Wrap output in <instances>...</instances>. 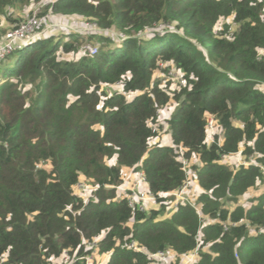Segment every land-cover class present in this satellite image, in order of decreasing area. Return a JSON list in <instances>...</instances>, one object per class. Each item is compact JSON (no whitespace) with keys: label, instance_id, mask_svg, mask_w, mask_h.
<instances>
[{"label":"trees","instance_id":"trees-1","mask_svg":"<svg viewBox=\"0 0 264 264\" xmlns=\"http://www.w3.org/2000/svg\"><path fill=\"white\" fill-rule=\"evenodd\" d=\"M28 1L0 0V15ZM47 10L125 38L84 33L101 44L89 55L74 33L39 36L0 60V264H55L64 253L69 264H97L88 259L93 249L108 253L105 264H150L130 240L149 252L197 249L195 264H264V192L247 208L226 206L263 180L262 169L218 161L242 149L243 161L264 165V0H48ZM229 16L233 29L225 22L217 32ZM158 23L161 31L143 34ZM72 51L79 55L63 56ZM172 65L186 85L169 92L157 71ZM114 83L123 92L108 93ZM170 98L172 145L199 159L191 165L202 189L197 204L215 222L202 225L187 202L159 217L172 199L160 195L185 178L172 145L148 143L149 122ZM206 113L221 126L209 144ZM126 169L144 173L159 208L117 197Z\"/></svg>","mask_w":264,"mask_h":264},{"label":"built area","instance_id":"built-area-1","mask_svg":"<svg viewBox=\"0 0 264 264\" xmlns=\"http://www.w3.org/2000/svg\"><path fill=\"white\" fill-rule=\"evenodd\" d=\"M48 17H49V14H47V13L45 15H43V17H41L36 12H34L29 18L19 20L18 22L14 23L10 29L6 30L4 33H0V60H2L5 57V55L8 54L9 52H11L12 50L20 49L24 45H27L28 43H32L33 41H35L36 38L39 37L38 34H39L40 28H42L44 26L45 21L48 19ZM226 20H227V23L230 25L229 30L233 29L232 28L233 25L231 23L232 16L227 17ZM62 24H66V23H62ZM82 25L83 26L81 29L88 31V33L89 32L90 33L91 32L103 33L105 35L111 36V38L119 39V40H122L125 38V36L123 34H119L116 31H114L112 29H108V28L102 29L100 27H97V25L93 22L83 21ZM163 27L164 26H160V27L153 29V30L150 29L149 31H146L145 33H150L152 31H161L163 29ZM173 28H175V27L169 25V29L171 31H174ZM80 50L84 53L89 54V55H94L98 52V46L91 44L90 42H85L80 46ZM176 68L177 67L172 65L169 68L168 73H167V75L176 76V80H177V84H178V87L173 88L171 91H174L175 89H179L182 86L186 85L185 74H184L183 70L181 69L180 74H176ZM164 85L165 84L163 83V86ZM168 88H169V86H168ZM168 88H167V90H168ZM173 107H174V105L169 106L167 104V105L159 108L157 110V115H156L155 120L153 122H149L151 130L153 132H155V135L151 136L148 139L149 145H154L157 143L160 144V142H158V140H157V137L159 135V131L161 129H163V131H168L167 121L170 118V115L173 111ZM205 121H206V123H205V132H204L203 142L209 144V143H212L213 141H215V134H217L218 132L220 133L221 126L218 123L217 118L214 115L209 114V113H206ZM171 145H172V141H171ZM172 146L175 148L176 160H178L181 163V167L185 173V178H184V181L180 185L179 188L175 189L174 191H172L170 193H165V194L160 195L162 197L169 196V195L172 196V199L168 200L166 202V205H167L166 208H173V207L175 208V206L178 203H186V202L190 203L187 200L186 195H187V192L192 190L193 183L196 181V179H195L196 178V171L191 167V165H192L191 159L187 158L184 155V151L186 149L181 144L172 145ZM241 151H242V149H240L239 151H237L235 153H222L220 155V158L218 159V161L221 163L229 164V162H230L229 160H232L233 156H236V154H237L238 160L236 162H234L235 166L249 165L250 163L257 164L258 166L261 167L262 172H263L262 173L263 178H264V165L258 164L255 161L254 157L252 158V156L248 160L243 161L242 157H241ZM237 156H236V158H237ZM139 182L145 183L144 189L139 188ZM77 186L78 187H87L88 191H90L92 189V187H94L93 185H90L89 183L86 184L84 181H79L77 183ZM118 188H119V186H117V189ZM121 197H125L127 199L129 206H131L132 208L138 207L141 210L152 209V208H150V206H146L145 202L151 201L154 204H157L155 201V197L153 196V194L150 191H148V189L146 187L145 177H144V173L142 171L138 172V180L137 181L130 180V184L128 186H126L124 189H122ZM190 204H192V203H190ZM195 208L199 213V216H200L201 221H202V225L205 224L206 222L217 221V219L206 220V218L201 214L199 206H197V207L195 206ZM242 222H243V219H240L239 221H236V222L226 221L225 223H223V227H224V229H226L229 225H237V224L242 223ZM246 226L251 228L248 223H246ZM262 229L263 228H259V230H262ZM251 231H253L254 233L257 232L256 229L255 230L251 229ZM90 244L93 245L94 242H91ZM126 245L129 248H132L134 250L146 253L147 257L151 261L150 264H175L176 260H177L176 264H181L183 258H186V262L184 264H195V262L198 258L197 249H195L189 253H186V254H178L175 251L168 250V249L163 250V251H157V252H149L147 249H145L143 246H140L134 240H130L129 242H127ZM169 257H176V260L175 261H173V260L169 261ZM70 261L71 260L68 257H65V260H64L65 264H69Z\"/></svg>","mask_w":264,"mask_h":264},{"label":"rangeland","instance_id":"rangeland-1","mask_svg":"<svg viewBox=\"0 0 264 264\" xmlns=\"http://www.w3.org/2000/svg\"><path fill=\"white\" fill-rule=\"evenodd\" d=\"M48 3V0H29L27 3L23 4V5H19L16 6V8H12V7H7L4 11V14L0 15V32H5L6 30H8L11 26H13L14 22H18L19 20L22 19H26L29 18L34 12H36L39 16H41L43 14V12H46L47 14H49L48 19L45 21V24L42 28H40L39 30V34L38 36H52V35H58V38L62 35H64L65 33L71 32L74 33L78 36L79 38V42H81L80 44H83L84 42H90L91 44L97 45L98 47L101 46L100 42H98L97 39V34L96 36L92 37V38H88L85 37L84 33H88V31H85L82 28V20H84L81 16L79 15H60V14H53L51 12H48L49 10L46 11V5ZM69 17V21L64 19L63 17ZM62 17V21L65 22L66 24H62L60 23L59 19ZM66 20V21H64ZM61 21V22H62ZM229 21V20H228ZM227 22L226 18H223L220 22H218L215 25V29L218 32L222 27L223 24ZM160 26H164L161 23L155 24L153 25V27H151V29H156ZM173 30L175 32H177L178 34H182L181 29H177V28H173ZM78 31V32H77ZM146 31H143V33H145ZM65 38V37H63ZM65 40V39H63ZM79 49V48H78ZM63 56L68 57V58H75L78 56V53L75 52H67V53H63ZM9 61V58L6 57L5 60H3L1 63L2 64H7ZM162 70L157 71V77H160L162 79V83H164L166 86L165 88L167 89L168 86V91L170 92L173 88L178 87L177 84V80H176V76L174 75H167V72H161ZM181 73V69L176 68V74H180ZM122 84L121 83H114V84H108L106 86H104L105 88H107V92L108 93H112L114 91L117 92H123L122 91ZM261 88H263V86H261ZM125 96L127 99H131L135 93L134 92H124ZM175 100H173L172 98H170L168 105H174L173 110L175 109ZM160 111V110H159ZM160 135L162 137H165L166 140H164L163 146H170L171 143L169 141V137L168 134H166V131H163V129H161L159 131ZM168 133V131H167ZM237 156V154H236ZM253 158V157H252ZM238 160V156L237 158L233 161L236 162ZM232 161L229 162V164L234 165V162ZM191 163L193 165H200V161L196 156H192L191 157ZM44 166H47L44 164ZM235 167V166H234ZM132 175L133 179L132 181H137L138 180V173H133L132 171L126 169L124 170V178L122 181V184L119 185V188L116 191L117 197L120 195V193L122 192V189H124L126 186H128L130 184V180L127 177V175ZM139 188L144 189L145 188V183L144 182H139ZM202 189L201 187L197 184V182L195 181L193 183V187L192 190H190L189 192H187L186 198L187 200L192 203L193 205H195L196 207L199 206L197 204V197L198 195L201 193ZM262 192H264V178L263 180L259 179L258 183L256 186L246 190L239 198L236 202H228L226 203V206L229 208H234L237 204H242L244 205V207H249L251 204H253L254 198L257 197L259 194H261ZM145 205L147 206V202H145ZM157 206H155V208L152 209H157L159 208V204H156ZM174 210L173 208H167L166 212H164L163 215L159 216L160 218H166L168 217L172 211ZM158 217V218H159ZM253 232V231H251ZM254 233V232H253ZM90 244V243H89ZM207 247H203V250H206ZM108 253H104V254H98L96 249H93V252L91 254L88 255V259L91 260L93 257L96 259L97 264H105L103 257L106 256ZM4 255H2L3 257ZM92 256V258H91ZM65 257H68L67 254H62L60 257H58L57 259H54V263L55 264H63ZM176 260V257H169V261ZM186 262V258L182 259V263L184 264ZM177 263V260H176ZM175 263V264H176Z\"/></svg>","mask_w":264,"mask_h":264},{"label":"crops","instance_id":"crops-1","mask_svg":"<svg viewBox=\"0 0 264 264\" xmlns=\"http://www.w3.org/2000/svg\"><path fill=\"white\" fill-rule=\"evenodd\" d=\"M63 18L66 19V20H68V21H69V19H70L69 17H65V16H64ZM63 18L60 17V18H57V19H59V20L62 21ZM66 20H64V21H66ZM61 21H59V22L61 23ZM83 21H84V20H82V22H83ZM62 23H65V22L62 21ZM91 33H94V32H91ZM104 35H105V34H104ZM108 36H109V35H108ZM110 38H111V36H110ZM84 43H85V42H84ZM81 45H82V44H81ZM81 45H80V46H81ZM79 48H80V47H79ZM79 52H80V49H79ZM78 55H79V53H78ZM166 134H168L169 141H170V143H171V140H172V139H171L170 133H169V132L167 133V131H166ZM157 140H158V142H160L161 145H163V144L166 143V142L164 143V140H166V138H165V137H162V136L160 135V133H159V135H158V137H157ZM241 157H242V156H241ZM233 159L235 160V159H236V156H233ZM233 159H232V160H229V161L232 163ZM233 162H234V161H233ZM233 166H235V165H233ZM130 171H131V170H130ZM126 175H127V177L129 178V180H134L132 175H129V176H128V174H126ZM147 206H150V208H155V206H157V205L154 204V203L151 202V201H148V202H147ZM170 215H171V214H170ZM170 215H169V216H170ZM107 256H108V254H107L106 256L103 257L104 262H106V260H107Z\"/></svg>","mask_w":264,"mask_h":264},{"label":"clouds","instance_id":"clouds-1","mask_svg":"<svg viewBox=\"0 0 264 264\" xmlns=\"http://www.w3.org/2000/svg\"><path fill=\"white\" fill-rule=\"evenodd\" d=\"M206 220H209V219L206 218ZM206 223H208V222H206ZM206 223H205V224H206Z\"/></svg>","mask_w":264,"mask_h":264}]
</instances>
